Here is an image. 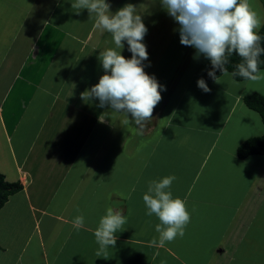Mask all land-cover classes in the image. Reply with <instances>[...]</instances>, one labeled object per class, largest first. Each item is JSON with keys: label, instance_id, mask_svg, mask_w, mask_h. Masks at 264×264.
Masks as SVG:
<instances>
[{"label": "crops", "instance_id": "0c3cea01", "mask_svg": "<svg viewBox=\"0 0 264 264\" xmlns=\"http://www.w3.org/2000/svg\"><path fill=\"white\" fill-rule=\"evenodd\" d=\"M144 1L106 0L113 14L131 2L145 24L151 7ZM73 2L0 0V173L24 187L0 210V264H264L258 257L264 252V156H238L241 144L259 136L250 137L247 128L223 133L235 107L246 106L250 81L229 75L207 81L211 63L203 57L192 78L199 71L206 84H220V102L226 95L235 102L228 116L218 117L219 125L215 119L209 127L188 109L180 125L173 112L162 119L174 58L171 64L144 65L162 86V100L144 129L117 125L123 115L82 94L105 74L101 52L114 49L127 59L131 53L126 42L116 49L111 34L95 28L96 17L86 9L76 14ZM145 26L148 53L162 36L153 24ZM230 79L240 84L235 94ZM219 135L226 136L222 150ZM216 144L217 165L211 159ZM172 175L177 178L172 196L186 202L191 222L183 238L158 248L151 241L158 239L160 221L146 215L143 196L151 181ZM109 207L122 210L127 222L115 247L98 257L94 232ZM78 215L85 218L79 230L72 224Z\"/></svg>", "mask_w": 264, "mask_h": 264}, {"label": "clouds", "instance_id": "9594fccd", "mask_svg": "<svg viewBox=\"0 0 264 264\" xmlns=\"http://www.w3.org/2000/svg\"><path fill=\"white\" fill-rule=\"evenodd\" d=\"M161 5L179 25L181 45L194 48L197 55L210 61L212 70L207 73L210 78L216 80V70H219L234 80L239 76L252 83L264 81V73L259 68V57L264 54L258 35L262 21L249 0H161ZM71 7L76 14L86 9L90 16L94 15L95 28L111 34L116 49L122 50L126 42L131 53L127 59L114 49L101 52L99 60L105 74L82 98L98 100L99 107L108 106L123 115L124 124L134 123L138 130L144 129L162 100L163 88L144 70L148 53L142 41L148 30L141 15L136 13L137 8L127 4L113 14L106 0H74ZM234 53L242 62L236 65L235 71L229 72L226 65ZM197 86L204 92L210 91L204 79H199ZM129 114L132 120L128 119ZM176 179L172 175L151 181L143 196L146 215H155L160 221L155 226L158 239L151 241L154 247L163 248L166 243L183 238L191 222L186 202L172 196L170 189ZM126 222L122 210L107 208L94 232L99 245L98 257H106L108 250L115 247L116 234ZM72 224L77 230L83 228L84 216H76Z\"/></svg>", "mask_w": 264, "mask_h": 264}, {"label": "rangeland", "instance_id": "374dc122", "mask_svg": "<svg viewBox=\"0 0 264 264\" xmlns=\"http://www.w3.org/2000/svg\"><path fill=\"white\" fill-rule=\"evenodd\" d=\"M144 2L148 4V7H151L147 9V11L150 10L151 12L146 13L147 19L145 20V24L147 25L153 24L154 29H156L155 32L159 30V35L162 36V38L160 39L161 41L157 46L155 45V41H153L154 39L148 41L155 46L153 47V50L148 52L149 61L143 64L151 67L159 62L160 63L163 62L165 64L167 63L171 64L173 60L175 62L174 65L173 64L170 65L171 68L169 70V99H168V105L166 107L167 112L166 109H164L162 113V119H168L167 116L172 117L173 113H175V115H173L175 116V121L179 119L178 124L183 125V123L185 122L184 117L186 116L185 115L186 113H183V111H186L188 109L189 115H193L192 117L197 120L206 121L209 127L212 126V122L215 121V119H217V125H219V118L221 117L225 118L226 116H228L235 102V98L234 97L229 98V96L226 95L227 99L225 101L220 102L217 96H221L220 94H222L224 90L222 89L223 90L222 91L221 89L216 88V86L218 85L220 86L219 83H215V84L212 83L210 85L207 84V87L210 89L209 92H204L197 86V81L201 79L199 75V71L197 73L195 72L196 73L195 77H198L197 79L192 78V74L195 71V69H197V65L202 64L203 60L201 59H203V56L197 55L196 50L194 48L181 45L179 31H178L179 25L164 10V8L161 5V0H147ZM249 2L252 8L261 17V21H262L261 27H262L264 25V2L262 0H249ZM130 3L131 2H129V4ZM158 10L161 12L160 14L158 13ZM261 27L259 28V30L261 29ZM146 49H149V47H147ZM181 58L182 60H180ZM208 62L209 60L203 61V63H208ZM159 66L161 67L162 64H160ZM202 66L203 64L201 65V67ZM260 72L264 73V70H261ZM229 77L231 76L229 75ZM230 80L232 83H234L233 85H235L234 88L232 87V91H233L232 94L233 93L235 94L236 92L239 91L240 84H238V82L236 83L232 79ZM223 84H228V83L224 82ZM250 85L252 89L248 88L249 91L248 93H246L247 95L248 94L250 95L251 92H256L264 95V81H261L259 83L250 82ZM178 102H179V106H177ZM244 106L245 105L243 104V102H241L238 108L237 106L235 107V109L232 111L230 115L231 117L228 126L225 128L223 133L227 135L226 133L232 131V127L236 128L237 131L238 130L243 131L246 130L247 128L250 131L249 133L250 137L251 135L263 136L264 126H262V121L260 119V116L254 111L247 110L248 107L246 106L244 107ZM122 121L123 119H121L120 121L118 120V122H116L117 125H119V123ZM125 129L130 130V126L127 125ZM171 130L175 132L173 130V127L171 128ZM135 131L137 135L141 136V138L145 136V135H141L138 130ZM181 136H182V130L181 133H179V137L177 139H180ZM225 137L226 136L221 137L219 135V140H220L219 146L221 150H222L223 142L225 141ZM172 145L174 146L171 147V149L173 150L177 149L176 146L177 144H172ZM219 146L216 144L214 149L215 153L214 155H211V159L212 160L215 159L216 165L218 164V158L216 157H219L218 156ZM227 147L230 149V145H228ZM143 148H141L140 151L144 150ZM223 160L226 162L228 161V158L224 154H223ZM224 165L222 166L224 167V172H226L227 170L225 169ZM116 166H121V165L116 163ZM105 175H107V173H104V176ZM98 177L99 178L102 177L101 172L97 174V178ZM251 179H253L252 174H251ZM47 189L48 188H46L43 191V194L45 196H47ZM262 210L263 211L261 212V216L264 217V204ZM127 248L131 250L129 247ZM125 252L131 254V251L125 250ZM258 257L264 261V252L260 255L258 254ZM255 259H257V257ZM124 260L128 261L127 259Z\"/></svg>", "mask_w": 264, "mask_h": 264}, {"label": "trees", "instance_id": "16d2710c", "mask_svg": "<svg viewBox=\"0 0 264 264\" xmlns=\"http://www.w3.org/2000/svg\"><path fill=\"white\" fill-rule=\"evenodd\" d=\"M264 2V0H262ZM258 35L261 36V47L264 48V25L258 31ZM242 62L240 57L235 53L230 57L229 63L226 65L229 72L236 70V65ZM259 68L264 70V54L259 57ZM212 70V66L205 73L207 81H214L210 78L207 73ZM222 76L219 70H216V79ZM237 81H247L239 76L235 78ZM244 102L248 108L259 113L264 123V96L261 94H253L244 97ZM252 155H263L264 156V136L250 138L241 144L238 148V156L240 159L248 158ZM24 189L22 183L14 182L10 183L6 181L3 174L0 173V210L7 203L10 196L19 193Z\"/></svg>", "mask_w": 264, "mask_h": 264}]
</instances>
